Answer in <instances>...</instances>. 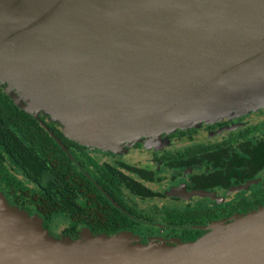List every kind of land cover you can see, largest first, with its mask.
I'll use <instances>...</instances> for the list:
<instances>
[{
    "label": "water",
    "instance_id": "95a60500",
    "mask_svg": "<svg viewBox=\"0 0 264 264\" xmlns=\"http://www.w3.org/2000/svg\"><path fill=\"white\" fill-rule=\"evenodd\" d=\"M0 79L96 146L245 112L264 103V0H0ZM237 217L172 246L55 238L0 192V264H264V209Z\"/></svg>",
    "mask_w": 264,
    "mask_h": 264
},
{
    "label": "flooded vegetation",
    "instance_id": "af4514ba",
    "mask_svg": "<svg viewBox=\"0 0 264 264\" xmlns=\"http://www.w3.org/2000/svg\"><path fill=\"white\" fill-rule=\"evenodd\" d=\"M260 113L255 119L239 118L215 122L200 130L190 127L162 133L163 140L151 136L153 141L138 142L131 147L132 154L142 156L136 157L135 163L124 159V155H103L71 139L65 144L55 135L54 130L64 135L59 126L47 125L50 122L43 121L42 114L38 119L72 157V176L81 172L82 178L76 174L77 178L70 176L68 180L72 193L77 192L70 195L77 197L73 201L76 206L130 211L133 227L113 234L124 231L137 234L143 226L154 225L160 219L168 232L167 238L191 242L197 232L203 231L204 236L217 221L231 220L264 207V110ZM1 153L16 182L27 190H39L36 181ZM15 190L0 184V192L8 202L38 215L56 238L68 236L76 240L83 229L91 231L89 226H81L73 232L67 222L61 232H56V219L49 221L28 210L35 208L29 202L14 200ZM19 195L20 192L16 194Z\"/></svg>",
    "mask_w": 264,
    "mask_h": 264
},
{
    "label": "trees",
    "instance_id": "16d2710c",
    "mask_svg": "<svg viewBox=\"0 0 264 264\" xmlns=\"http://www.w3.org/2000/svg\"><path fill=\"white\" fill-rule=\"evenodd\" d=\"M41 114L43 121L49 120L50 124L47 125L61 127L49 115ZM54 131L63 143L72 142L60 131ZM50 135L38 118L18 107L10 95L0 88V184L16 188L14 200L31 203L35 209L28 210L36 211L46 220H68L73 232L81 226H89L95 234L110 235L133 227L134 218L127 209H83L82 205L78 207L77 203H73L77 197L70 195L77 192L72 193L68 180L70 176L77 178L76 174L82 178L81 172L72 176V157ZM1 151L40 185L39 190H27L15 181L6 168L5 156ZM18 192L21 195L16 196ZM202 234L203 231L197 232L191 240L196 241Z\"/></svg>",
    "mask_w": 264,
    "mask_h": 264
},
{
    "label": "rangeland",
    "instance_id": "374dc122",
    "mask_svg": "<svg viewBox=\"0 0 264 264\" xmlns=\"http://www.w3.org/2000/svg\"><path fill=\"white\" fill-rule=\"evenodd\" d=\"M0 87L3 88L4 92H6V93H14L15 92L17 97L20 100L24 99V96L22 95L21 91L16 89L13 85L8 83L7 81L0 79ZM15 101H16V99H15ZM25 102L26 101H24V107L25 108L30 107V104L27 103V102L25 103ZM263 110H264V103L259 105V107L255 108V109H251V110H248V111H245V112H233V113H231L229 115H226V116L221 117V118H217V119H215L213 121H203L201 123H198V124L192 126V128L200 130L202 127H205L207 125H211V124H213L215 122H222V121H227V120H238L239 118H241L242 120L247 119L248 117H249L248 119H255V117L258 116L257 113L261 112L259 114V115H261ZM35 114H37L36 111H35ZM38 115H40V114H38ZM257 119H261V117L257 118ZM262 119H263V116H262ZM184 129H186V128H184ZM164 133H166V132H164ZM157 137H160V140H163V138H164L163 135H159ZM147 141H153L151 136L143 137L138 142H147ZM138 142H122V143H119V144H114L113 143L111 146H105V144H97L98 146H96V145H94L95 143H93V144H84V143H81V142H79V143L87 145L90 149L98 151V152H100L103 155H105L107 153H110L113 156L124 155L123 156L124 159H126L128 161H131V163H135L137 161L136 157H142V156L136 155L135 153L132 154L131 153V147L135 143H138ZM125 154H127V155H125ZM98 156L100 157L101 155L98 154ZM261 209H264V207L260 208V209H255L252 212H256L257 213ZM21 210H23V209H21ZM143 210L145 212H151L153 209H143ZM252 212H250V213H252ZM245 215H247V214H245ZM34 216H37V215H34ZM237 216H243V215H236L231 220H220V221H217V222L211 224L210 227H213V226L218 225V224H227V225L230 224L231 225V224H233L235 222L236 219H238ZM67 222L68 221L66 219H64V218H57L56 221H55V224L57 226L56 227V232H61L65 228L64 226L67 224ZM86 230H88V228L83 229L81 234L83 233V231H86ZM124 232L129 233L131 235L130 238L132 239V242L134 244H141V245L159 244V245L172 246V245L177 244V242H181L179 239H169V238H167L166 235H167L168 232L162 227L160 219H158L157 223L154 224V225L143 226L142 230L139 233H137V234L133 233V232H130V231H124ZM121 233H123V232H121ZM50 235H52V234H50ZM109 236H111V235H109ZM80 238H81V236H80ZM80 238H78V239H80Z\"/></svg>",
    "mask_w": 264,
    "mask_h": 264
},
{
    "label": "bare ground",
    "instance_id": "6f19581e",
    "mask_svg": "<svg viewBox=\"0 0 264 264\" xmlns=\"http://www.w3.org/2000/svg\"><path fill=\"white\" fill-rule=\"evenodd\" d=\"M189 246V245H188Z\"/></svg>",
    "mask_w": 264,
    "mask_h": 264
}]
</instances>
